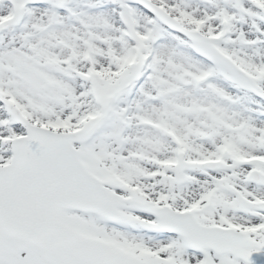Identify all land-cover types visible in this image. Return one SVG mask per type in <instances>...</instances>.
<instances>
[{
    "label": "snow or ice",
    "instance_id": "6c2138e0",
    "mask_svg": "<svg viewBox=\"0 0 264 264\" xmlns=\"http://www.w3.org/2000/svg\"><path fill=\"white\" fill-rule=\"evenodd\" d=\"M0 264H264V0H0Z\"/></svg>",
    "mask_w": 264,
    "mask_h": 264
}]
</instances>
